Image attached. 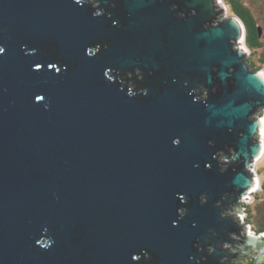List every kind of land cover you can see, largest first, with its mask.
<instances>
[{"label":"water","instance_id":"obj_1","mask_svg":"<svg viewBox=\"0 0 264 264\" xmlns=\"http://www.w3.org/2000/svg\"><path fill=\"white\" fill-rule=\"evenodd\" d=\"M216 15L213 0H0V264H231L264 244L227 215L257 187L264 76Z\"/></svg>","mask_w":264,"mask_h":264},{"label":"flooded vegetation","instance_id":"obj_2","mask_svg":"<svg viewBox=\"0 0 264 264\" xmlns=\"http://www.w3.org/2000/svg\"><path fill=\"white\" fill-rule=\"evenodd\" d=\"M213 3L217 12L214 25L227 20L234 21L236 23L239 34L237 41H230L232 44V50L243 51L244 61L248 67L249 72L260 73L264 76V0H213ZM233 69L234 68H231L229 71ZM202 92L203 93L199 98L200 100H205L206 90L203 89ZM213 92H215L214 88ZM258 121L259 125L256 128V133L253 136V142L262 144L263 150L260 156L255 161H253V165L251 167L252 171H249L250 176H253L257 179V187L250 194L247 200L243 201L242 204L239 205L238 209H232V211H230L231 214L235 217L236 222L243 225L244 229L240 231L241 235L239 234L241 238L244 237V235L248 231H250L245 229V227L247 228V226H249L250 224L248 222H245L243 218L239 217L240 212L246 214L245 208L247 202L259 199L256 191L260 190L262 193H264L262 188V183L264 180V107L255 105L253 106V111L248 116V122L251 124L256 122L257 124ZM224 152V150H221L219 148L215 149L214 158L220 171H224L230 161L229 159L223 157ZM230 153L231 155H233L231 149ZM234 206L236 205H234L233 203L232 205H230V207L232 208ZM230 212H227V215H229ZM238 219H242V221H238ZM209 243L202 246L203 251L209 252ZM237 250L239 252L237 258L233 260L231 264H233L234 262H246L251 259L255 261V259L261 253H264L262 247H260L259 250L257 249L256 252H254V250L245 252L240 250L239 248H237ZM227 252L229 254H234V252L230 248L227 250Z\"/></svg>","mask_w":264,"mask_h":264},{"label":"rangeland","instance_id":"obj_3","mask_svg":"<svg viewBox=\"0 0 264 264\" xmlns=\"http://www.w3.org/2000/svg\"><path fill=\"white\" fill-rule=\"evenodd\" d=\"M256 192L258 194L257 196H258L259 199L258 200H251V201L247 202V205H246V208H245L246 214H243V213L240 212V215H239V217L243 218L245 222H248V223L251 224V226L249 225V226H247V228L245 227V229L246 230H250V232L251 231L253 232L259 226L264 227V194L260 190H258ZM238 208H239V205H236L232 209L235 210V209H238ZM229 215L230 216L232 215L231 212H230ZM263 234L264 233H262V234L254 233V235H259V236L263 235ZM223 247L225 249H229L230 248L231 250H233L231 245L229 243H227V242H225ZM261 247L264 250V245H262ZM208 249H210L209 246H208ZM254 252H256V250H254Z\"/></svg>","mask_w":264,"mask_h":264},{"label":"trees","instance_id":"obj_4","mask_svg":"<svg viewBox=\"0 0 264 264\" xmlns=\"http://www.w3.org/2000/svg\"><path fill=\"white\" fill-rule=\"evenodd\" d=\"M262 188H263V192H264V180H263V183H262ZM238 221H242V219H238ZM250 226H251V224H250ZM253 232L256 233V234H262V233H264V227L259 226ZM152 261L153 260L149 261L147 264H155V262H152ZM233 264H254V260L251 259V260L246 261V262H234Z\"/></svg>","mask_w":264,"mask_h":264},{"label":"snow or ice","instance_id":"obj_5","mask_svg":"<svg viewBox=\"0 0 264 264\" xmlns=\"http://www.w3.org/2000/svg\"><path fill=\"white\" fill-rule=\"evenodd\" d=\"M5 49L3 47H0V53H3Z\"/></svg>","mask_w":264,"mask_h":264},{"label":"bare ground","instance_id":"obj_6","mask_svg":"<svg viewBox=\"0 0 264 264\" xmlns=\"http://www.w3.org/2000/svg\"><path fill=\"white\" fill-rule=\"evenodd\" d=\"M248 232L251 233L250 231H248ZM248 232H247V233H248ZM252 234H253V232H252Z\"/></svg>","mask_w":264,"mask_h":264}]
</instances>
